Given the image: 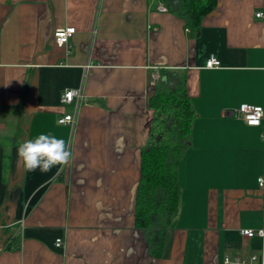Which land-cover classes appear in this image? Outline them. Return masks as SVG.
<instances>
[{
    "label": "crops",
    "instance_id": "0c3cea01",
    "mask_svg": "<svg viewBox=\"0 0 264 264\" xmlns=\"http://www.w3.org/2000/svg\"><path fill=\"white\" fill-rule=\"evenodd\" d=\"M158 5L0 0V264H226L261 251L241 229L264 227V121L235 111L264 106V0H218L196 34ZM212 54L220 66H206ZM154 66L186 76L195 112L161 256L135 224L141 150L157 139ZM80 88L78 121L60 124L75 109L64 91ZM41 134L66 141L70 165L23 170L17 148Z\"/></svg>",
    "mask_w": 264,
    "mask_h": 264
},
{
    "label": "trees",
    "instance_id": "16d2710c",
    "mask_svg": "<svg viewBox=\"0 0 264 264\" xmlns=\"http://www.w3.org/2000/svg\"><path fill=\"white\" fill-rule=\"evenodd\" d=\"M168 10L185 20L196 34L218 0H162ZM161 77L149 97L155 111L152 132L155 143L141 150V176L136 194L135 224L146 231L150 251L161 256L167 233L176 219L182 189L179 164L190 143L195 116L187 92L186 76L161 68ZM162 137V138H160Z\"/></svg>",
    "mask_w": 264,
    "mask_h": 264
},
{
    "label": "built area",
    "instance_id": "2783aa9c",
    "mask_svg": "<svg viewBox=\"0 0 264 264\" xmlns=\"http://www.w3.org/2000/svg\"><path fill=\"white\" fill-rule=\"evenodd\" d=\"M159 1L158 9L161 11H168L167 6ZM258 17H264V11H258L256 13ZM76 33V28L73 26L57 28L54 31V38L59 46H70V38ZM221 65V61L214 55H210L206 61L207 67H218ZM161 67L154 66L153 71L150 75L149 86L150 88H155L156 84L161 77ZM85 101V94L80 89H68L64 91L61 102L63 104H74V112L70 114H65L58 119L60 124H71L75 125L77 120V114L81 104ZM236 114L241 117L247 124L260 126L264 121V106L255 105H242L236 109ZM264 136V134H263ZM259 186L264 190V176L258 179ZM241 233L245 237L259 236L262 238V249L258 253L251 254L247 257L241 256H231L227 255L224 258L226 264H264V227L260 229L244 228L241 229ZM57 246H63L64 241L62 238L56 240Z\"/></svg>",
    "mask_w": 264,
    "mask_h": 264
},
{
    "label": "clouds",
    "instance_id": "9594fccd",
    "mask_svg": "<svg viewBox=\"0 0 264 264\" xmlns=\"http://www.w3.org/2000/svg\"><path fill=\"white\" fill-rule=\"evenodd\" d=\"M17 156L25 172L39 169L47 173L55 166L62 169L70 165L73 152L64 139L41 134L35 140L21 143L17 148Z\"/></svg>",
    "mask_w": 264,
    "mask_h": 264
},
{
    "label": "rangeland",
    "instance_id": "374dc122",
    "mask_svg": "<svg viewBox=\"0 0 264 264\" xmlns=\"http://www.w3.org/2000/svg\"><path fill=\"white\" fill-rule=\"evenodd\" d=\"M160 138H162V137H160Z\"/></svg>",
    "mask_w": 264,
    "mask_h": 264
}]
</instances>
